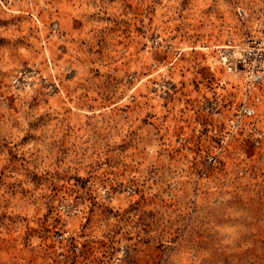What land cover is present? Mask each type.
Returning <instances> with one entry per match:
<instances>
[{
  "label": "rangeland",
  "instance_id": "obj_1",
  "mask_svg": "<svg viewBox=\"0 0 264 264\" xmlns=\"http://www.w3.org/2000/svg\"><path fill=\"white\" fill-rule=\"evenodd\" d=\"M261 64L264 0H0V264H264Z\"/></svg>",
  "mask_w": 264,
  "mask_h": 264
},
{
  "label": "built area",
  "instance_id": "obj_2",
  "mask_svg": "<svg viewBox=\"0 0 264 264\" xmlns=\"http://www.w3.org/2000/svg\"><path fill=\"white\" fill-rule=\"evenodd\" d=\"M221 58H222V56H221ZM246 58H247V55H245L244 57H241L239 60H243L244 62H246ZM253 76H254L255 80L256 79L257 80L263 79V77H264V65L263 64L258 66L257 70L255 72H253ZM243 109H244L245 113H248V114H252L255 112V106L254 105H250V104L243 105Z\"/></svg>",
  "mask_w": 264,
  "mask_h": 264
}]
</instances>
